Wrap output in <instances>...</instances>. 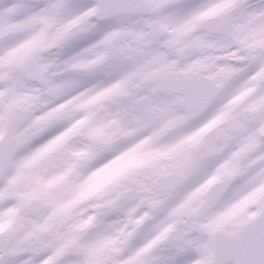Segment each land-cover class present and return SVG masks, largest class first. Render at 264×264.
I'll use <instances>...</instances> for the list:
<instances>
[{
    "label": "snow or ice",
    "instance_id": "1",
    "mask_svg": "<svg viewBox=\"0 0 264 264\" xmlns=\"http://www.w3.org/2000/svg\"><path fill=\"white\" fill-rule=\"evenodd\" d=\"M0 264H264V0H0Z\"/></svg>",
    "mask_w": 264,
    "mask_h": 264
}]
</instances>
